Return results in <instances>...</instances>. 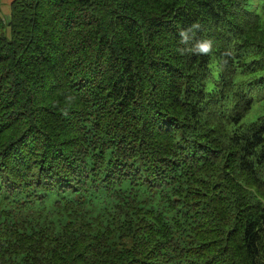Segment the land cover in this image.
<instances>
[{
	"label": "trees",
	"instance_id": "obj_1",
	"mask_svg": "<svg viewBox=\"0 0 264 264\" xmlns=\"http://www.w3.org/2000/svg\"><path fill=\"white\" fill-rule=\"evenodd\" d=\"M256 1H12L0 264H264Z\"/></svg>",
	"mask_w": 264,
	"mask_h": 264
},
{
	"label": "clouds",
	"instance_id": "obj_2",
	"mask_svg": "<svg viewBox=\"0 0 264 264\" xmlns=\"http://www.w3.org/2000/svg\"><path fill=\"white\" fill-rule=\"evenodd\" d=\"M200 25L194 24L187 30L181 31L180 36L182 37L181 43L187 44L192 39V37L189 35V33L195 34L194 30H199ZM212 41L209 39H202L200 41H197L194 45V47L191 48H184V49H178L181 55H184L186 52H194L197 54H208L212 49ZM67 113H65L66 115Z\"/></svg>",
	"mask_w": 264,
	"mask_h": 264
},
{
	"label": "crops",
	"instance_id": "obj_3",
	"mask_svg": "<svg viewBox=\"0 0 264 264\" xmlns=\"http://www.w3.org/2000/svg\"><path fill=\"white\" fill-rule=\"evenodd\" d=\"M13 0H0V19L7 21L10 15V4Z\"/></svg>",
	"mask_w": 264,
	"mask_h": 264
},
{
	"label": "rangeland",
	"instance_id": "obj_4",
	"mask_svg": "<svg viewBox=\"0 0 264 264\" xmlns=\"http://www.w3.org/2000/svg\"><path fill=\"white\" fill-rule=\"evenodd\" d=\"M253 8H254V11L257 12L259 15H261L262 17H264V7L263 5L256 1L253 3ZM3 33L8 36V29H4L3 30Z\"/></svg>",
	"mask_w": 264,
	"mask_h": 264
}]
</instances>
